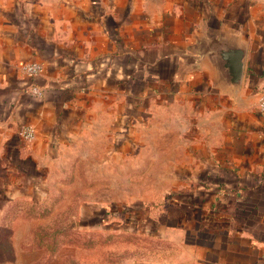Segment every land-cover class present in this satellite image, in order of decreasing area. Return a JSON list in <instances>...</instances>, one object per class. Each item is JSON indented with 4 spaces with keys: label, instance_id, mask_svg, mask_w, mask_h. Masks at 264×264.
Returning <instances> with one entry per match:
<instances>
[{
    "label": "crops",
    "instance_id": "1",
    "mask_svg": "<svg viewBox=\"0 0 264 264\" xmlns=\"http://www.w3.org/2000/svg\"><path fill=\"white\" fill-rule=\"evenodd\" d=\"M24 4L0 9V194L47 195L58 170L119 153L152 169L136 196L154 202L150 264H263L264 0ZM215 28L247 47L235 90L186 57Z\"/></svg>",
    "mask_w": 264,
    "mask_h": 264
},
{
    "label": "rangeland",
    "instance_id": "2",
    "mask_svg": "<svg viewBox=\"0 0 264 264\" xmlns=\"http://www.w3.org/2000/svg\"><path fill=\"white\" fill-rule=\"evenodd\" d=\"M24 1L31 0H18L22 6ZM7 7L10 0H0V9ZM96 157L97 167L83 161L61 175L58 170L66 183L52 185L47 195L9 200L0 194V264L154 261L160 245L152 229L154 202L136 199L152 186L145 176L152 169L140 171L132 160L127 162L130 167L121 168L120 154L115 152L98 151Z\"/></svg>",
    "mask_w": 264,
    "mask_h": 264
},
{
    "label": "water",
    "instance_id": "3",
    "mask_svg": "<svg viewBox=\"0 0 264 264\" xmlns=\"http://www.w3.org/2000/svg\"><path fill=\"white\" fill-rule=\"evenodd\" d=\"M247 47L221 29L203 30L194 48L186 54L194 63L208 59L214 66L221 87L235 90L240 87L244 73Z\"/></svg>",
    "mask_w": 264,
    "mask_h": 264
},
{
    "label": "built area",
    "instance_id": "4",
    "mask_svg": "<svg viewBox=\"0 0 264 264\" xmlns=\"http://www.w3.org/2000/svg\"><path fill=\"white\" fill-rule=\"evenodd\" d=\"M21 68L31 78L38 77L43 71V65L38 61H29L23 64ZM33 91L38 95L41 94V91L36 87L33 88ZM257 109L264 115V90L258 100ZM20 135L25 141L31 142L35 137V129L32 126H25L20 130Z\"/></svg>",
    "mask_w": 264,
    "mask_h": 264
}]
</instances>
